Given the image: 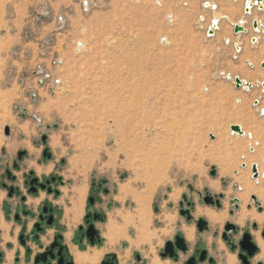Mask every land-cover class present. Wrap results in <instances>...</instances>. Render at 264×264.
Returning <instances> with one entry per match:
<instances>
[{
  "label": "rangeland",
  "instance_id": "1",
  "mask_svg": "<svg viewBox=\"0 0 264 264\" xmlns=\"http://www.w3.org/2000/svg\"><path fill=\"white\" fill-rule=\"evenodd\" d=\"M247 3L0 0L2 242L9 239L10 231L4 224L6 204L15 209L22 203L16 194L9 198V188L32 197L25 175L33 171L40 180L60 178L58 198L47 191L33 197L40 196L34 203L59 201L53 205L59 224L65 218L76 232L89 211L103 215L97 227L104 248H108L105 235L110 220L120 227L126 218L125 234L115 243L118 255L124 258L128 253L126 264L137 252L148 263L153 254L160 259L165 243L184 228H193L190 243L194 245L196 229L180 214L185 197L196 201L195 218L204 217L197 214L198 209L227 213L223 225L211 227L202 238L218 264H222L218 253L222 246L241 264L239 249L232 252L222 240L224 224H236L234 219L243 207L264 212L253 202L252 196L258 197L254 193L247 202L241 200L240 185L244 184L238 179L245 176L247 183L254 181L264 190V162L255 160L264 154V127L259 122L264 117V70L260 67L264 7L258 8L259 3L246 13ZM240 20H246L247 33L235 34ZM255 20L261 22L257 30ZM236 78L252 88L237 89ZM233 125L242 126L245 134L232 132ZM21 152L28 155L19 161ZM15 162L19 169H14ZM252 163L261 167L259 182L253 178ZM158 172L165 179L156 181L154 193L148 194L152 180L146 174L155 177ZM84 182L88 192L82 201L70 193ZM205 190L223 194L222 209L198 205L199 193ZM235 198L240 200L239 208L231 216ZM10 221L14 223L13 217ZM252 223L236 224L241 230L235 235L237 245L247 228L264 240V222L258 224V231ZM216 231L219 237L213 239ZM137 240L139 246L134 247L131 242ZM213 243L217 248H211ZM2 248L8 250L6 245L0 246L1 252Z\"/></svg>",
  "mask_w": 264,
  "mask_h": 264
},
{
  "label": "flooded vegetation",
  "instance_id": "2",
  "mask_svg": "<svg viewBox=\"0 0 264 264\" xmlns=\"http://www.w3.org/2000/svg\"><path fill=\"white\" fill-rule=\"evenodd\" d=\"M21 153H24V155L22 156L21 159H19V156H18L19 161H22L28 155L27 152H21ZM48 153H49V155H46V157L50 158L51 154L49 151H48ZM252 167H253V165H252ZM252 167H251V171H252ZM19 168L20 167H19L18 163L15 162L14 163V169H19ZM252 174H253V172H252ZM253 176H254V174H253ZM8 177L11 178V180H13V181L16 180V178L12 177L11 171H8ZM25 178H27V180L25 181V185L28 188V194L30 196L37 197L39 195L40 191H47L49 196H52V195L56 196L57 195L56 198L59 197V195H58L59 190H58L57 186L59 185L60 178L52 176L49 179L44 178V179L40 180L35 175V173L33 171H31L29 173V175H25ZM34 179H37L38 183L36 185H31V182ZM42 185H45L44 189L41 188ZM33 187L36 188V192H31V189ZM14 194L21 196V202L22 203L18 207H15V209L13 208L12 205L6 204V214H7V218H8L7 220L10 221L13 217V221L16 224L22 226V231L19 235V242H20L21 246L26 251V255H25L24 259H22L20 257V255H16L14 264H22V263L23 264H35L36 257L41 255V254L46 253L48 250H50L51 246L56 242L58 243V246H56V248L53 251V254L55 256V260L50 261L51 264H59L61 257L64 258L63 264H79L77 259H75L74 256L71 254L68 245L65 243L64 232L58 230V232L54 235L52 242L48 246H43V244L40 242L41 236L46 234V232L48 230L57 229V227H59V225H58L59 221L57 220V209H56V207H54L53 204L50 202H45L40 207L39 211L36 213L35 211H32L27 207L26 202H27L28 198L21 192V190L18 188L10 187L9 188V194H8L9 198H12L14 196ZM223 199H224L223 194L213 195L208 190H205L204 194L199 193L198 205L199 206L206 205L208 207H212V208L216 207L217 209H222L223 208ZM235 199H237V198H235ZM235 199L231 200L232 209L229 211L231 216H233L235 214V210H237L239 208L240 200L238 199L239 200L238 203H233ZM93 202H94V200L91 201V203H93ZM196 208H197L196 201L192 198L186 197L185 199H183V202L180 203V214L182 215V217H184L186 219V223L188 226L193 227V225H194V227L196 229V233H195L196 242L192 246L190 241H188L186 239L184 232L178 231L176 233V235L174 236L173 240H168L165 243L163 250L159 253L161 261H170V262H173L174 264H187L191 258H195L197 261V264H218L217 259L212 255V253L208 247V244H209L208 241H205L202 238L203 234L209 233L211 231L212 226L210 225L209 220L205 216L199 217V218L194 217V213L196 212ZM258 209L260 212H262L263 206L261 208L258 207ZM189 217L191 218L190 220L188 219ZM29 219L31 221H34V229L30 233L27 232V222H26ZM200 220H204L207 223V226L203 231H200L198 228ZM103 221L104 220H103L102 214H99L96 212H91V211L88 212V214L86 215V218L84 220V224L79 226L78 230L75 232V236H74V240H73L74 245H76L79 248L80 254L92 253L93 251L89 250V248H91L93 250H95L97 248L98 251L104 249L103 241H102L103 238H102L101 233L97 227V223L103 222ZM228 223H232V222L228 221L224 224V231L221 234L223 242L230 248V250L232 252H236L239 249L238 258H239L241 264H244V262L240 258V256L241 255H247V253H246V251L242 250L241 242L243 241L245 234H247V233L250 234V236L252 237V242L258 248L256 254L253 257H248L249 264H253V260L255 259V257L257 256V254L260 251L259 246L255 240L254 233L249 228L242 231L241 238H240L239 243L237 245V243L235 241V235L239 234L241 232V230L236 224L232 223L233 225L236 226V232H232V231L227 232L226 231V225ZM90 226H94V228L96 230V234L92 238L93 240L87 234ZM251 226L255 231H258V229H259L258 223L254 222V223H252ZM263 233H264V225H263L262 237H263ZM178 234H181V236L185 240V243L188 247L186 252H182L177 248L176 237ZM219 234L220 233L218 231H216L212 235L213 239L218 238ZM225 234H227L229 239L232 241V244L235 247L234 249H232V246L229 244V242L224 239ZM263 239H264V237H263ZM168 242H172V244H173L172 249L174 248L175 253L178 255L177 260L170 258V256H169L170 252H168L167 257H162V255L166 253V244ZM32 243L38 247L39 251H37V252L34 251V249L31 247ZM8 248H11V246H8ZM60 248H62V251H60ZM211 248L212 249L217 248L216 243H213ZM58 253H61V255L58 256ZM101 257L96 264H104V263L105 264H126L124 262H126V259H127V257H125V256H124L125 258L122 259L121 256L118 255L117 252H109V253L104 252V254H102ZM183 257H185V259H183ZM202 258L204 260H201ZM4 262H5V253L0 251V264H4ZM40 264H42V263H40ZM85 264H90V263H85ZM127 264H150V260L148 263V261H146L145 258L140 253L137 252V253H134L132 255V259H130L129 262H127ZM257 264H264V263L262 261H259Z\"/></svg>",
  "mask_w": 264,
  "mask_h": 264
},
{
  "label": "bare ground",
  "instance_id": "3",
  "mask_svg": "<svg viewBox=\"0 0 264 264\" xmlns=\"http://www.w3.org/2000/svg\"><path fill=\"white\" fill-rule=\"evenodd\" d=\"M249 2H250V4L254 7L256 4H257V2L256 3H254V0H249ZM263 7H264V3L263 4H259L258 5V8H262L263 9ZM250 13V12H249ZM245 19V18H244ZM246 20H247V18H246ZM245 20V21H246ZM241 21V20H240ZM239 21V22H240ZM245 21L244 20H242L241 22H240V25H244V23H245ZM255 21H257V22H259L258 24H259V26H261V22L260 21H258V20H255ZM214 23H217V25H218V21H217V19L216 20H214ZM247 26V25H246ZM245 27V26H244ZM255 43V42H254ZM243 82H245V81H243ZM248 83V82H247ZM251 84V83H250ZM244 85H245V83H244ZM243 85V86H244ZM252 85V84H251ZM247 89V88H246ZM238 126H240V125H238ZM241 127V129H242V131H243V128H242V126H240ZM262 127V126H261ZM254 128V127H253ZM255 129V128H254ZM261 129V128H260ZM256 130V129H255ZM261 131V130H260ZM244 132V131H243ZM245 134V133H244ZM240 136H242V135H240ZM236 137H238V136H236ZM252 139H254L253 138V136H252ZM260 141V140H259ZM252 144V143H251ZM261 144V143H260ZM145 150V149H144ZM107 151V150H106ZM253 152H254V150H253ZM153 154V153H152ZM151 156V155H150ZM153 156V155H152ZM154 157V156H153ZM152 157V158H153ZM245 158H246V156H245ZM244 159V158H243ZM247 159V158H246ZM255 160H262V162H264V154H258V155H256L255 156ZM253 164V163H252ZM257 164V163H256ZM156 165V163L155 162H153V161H150V166L153 168L154 166ZM244 166V165H243ZM249 166V165H248ZM155 168V167H154ZM157 168V167H156ZM260 169H261V167H260ZM262 169L264 170V167H262ZM157 171V170H156ZM248 171V170H247ZM75 172V171H74ZM226 172V171H225ZM258 174H260V170H258ZM131 173H132V171H131ZM72 174V173H71ZM82 174V173H81ZM156 175V174H155ZM263 175V174H262ZM75 176V175H74ZM141 176V175H140ZM146 178L147 179H150V181L152 180V182L150 183V188H149V192H148V194H150V193H154L153 191L155 190L154 188H155V182L156 181H158V180H164L165 179V177H164V175L163 174H161V173H157V175L154 177L151 173H147L146 174ZM71 177V176H70ZM76 177H77V175H76ZM244 177L245 176H242V177H239L238 179L240 180L239 181V183L241 184V183H243L244 184V186H242V185H240V187L242 188V189H244V191H242L241 193H240V197H241V200L243 201V202H247L248 201V199H249V194H251V193H254L256 196H258L257 198H259L258 200H260L262 203V206H263V209H264V190H262V189H258L255 185H254V181H253V184H250V183H247V181H245V179H244ZM72 178V177H71ZM82 178V177H81ZM80 177H79V179H81ZM84 178V177H83ZM78 178H77V180H79ZM242 180V181H241ZM89 181V180H88ZM212 181V180H211ZM219 181V180H218ZM256 181H260V179H258V180H256ZM79 182H80V180H79ZM168 182V181H167ZM77 183V182H76ZM87 183H89V182H87ZM82 184V183H81ZM74 185V184H73ZM77 185V188H71V193L70 194H75L77 197H78V199L79 200H82L83 201V199H81L83 196H85L86 195V191H87V185H86V183L84 182V184L82 185V186H79L78 187V185L79 184H76ZM71 186V185H70ZM200 186V185H199ZM208 186H210V184L208 185ZM211 186H212V188H216L217 186H216V184L215 183H213V184H211ZM75 187V186H74ZM201 187V186H200ZM66 188H68V187H66ZM121 190V189H120ZM123 190L125 191H127V189L126 188H123ZM213 190V189H212ZM215 190V189H214ZM63 192H65L64 194H66V193H68V189H65V190H63ZM88 192V191H87ZM69 194V195H70ZM147 194V193H146ZM121 195H122V193H121ZM120 195V196H121ZM73 196V195H72ZM69 199H70V197H69ZM73 200H74V198H73ZM147 200V199H146ZM62 201V200H61ZM85 201V200H84ZM124 201H125V199H124ZM66 202V201H65ZM141 202H144V199H142L141 200ZM145 202H147V201H145ZM74 203H75V200H74ZM61 204H63V203H61ZM245 205H246V203H245ZM66 206H67V204H66ZM70 206V205H69ZM80 207V206H79ZM84 207H85V205H84ZM65 208V207H64ZM71 209H72V207H71ZM75 210V209H74ZM85 210V209H84ZM78 211H79V209H78ZM81 211V210H80ZM77 212V211H76ZM120 213V212H119ZM83 214V213H82ZM114 214V213H113ZM197 214L198 215H203V216H205L208 220H209V222H210V225L212 226V228H215V227H219V226H221V225H223L222 223L227 219V213L226 212H223V211H219V212H214V211H210V210H202V209H198L197 210ZM115 215H116V213H115ZM121 215V214H120ZM65 216V215H64ZM114 216V215H113ZM122 216V215H121ZM72 217V216H71ZM110 217V216H109ZM115 217V216H114ZM229 217V216H228ZM67 218V217H66ZM112 218V217H111ZM135 218V217H134ZM117 219V218H116ZM66 219H64V221H65ZM70 220V219H69ZM115 220V219H114ZM166 220H167V218H166ZM67 221V220H66ZM65 221V222H66ZM71 221H72V219H71ZM146 221V220H145ZM246 221H254V222H257L259 225H262L263 224V222H264V212H262L261 214L260 213H257L256 211H249V210H246V208L245 207H243L241 210H240V213L237 215V217L234 219V222L236 223V224H238V225H244L245 224V222ZM109 222V221H108ZM124 224H123V226L121 227H117V226H115L116 224H114V222L112 221V220H110V222H109V224H108V227H107V232H106V235H105V237H106V239H107V241H108V244H107V249L106 248H104L103 250H100V251H98L97 250V248L95 249V250H93V252L92 253H86V254H77L76 255V259H77V261H78V263L79 264H85V263H91V264H96L98 261H99V259H100V257L102 256V254L104 253V252H106V250H114L115 251V249H116V244L115 243H117L118 242V240L119 239H121L123 236H124V234H125V229H126V227H127V225L129 224V221L125 218V220H124ZM66 224H68V223H66ZM77 225V224H76ZM73 226V225H72ZM72 226H71V228H72ZM4 227V226H3ZM4 229V228H3ZM73 229V228H72ZM149 229V228H148ZM183 232H184V234H185V236H186V239L188 240V241H193V239H194V230H193V228H184L183 229ZM68 234V233H67ZM151 236V235H150ZM145 238V233H143V232H141V236H140V239H141V241L143 240H145L144 239ZM136 239V238H135ZM150 240V239H149ZM255 240H256V242H257V244H258V246H259V253L257 254V256L255 257V261H264V240H262L261 239V236H260V234L259 233H256L255 234ZM149 242V241H148ZM192 243V242H191ZM118 244V243H117ZM119 244H120V242H119ZM130 244V243H129ZM131 244L134 246V247H138L139 246V240H137V241H134V242H131ZM147 245V244H146ZM142 246V245H141ZM149 247V246H148ZM115 248V249H114ZM131 249H133V248H131ZM92 250V249H91ZM88 252V251H87ZM90 252V251H89ZM219 253V258H223L221 261H222V264H239V262L237 261V258H236V255H234V254H232V253H229L225 248H224V246H222L221 247V249H220V251L218 252ZM127 254V253H126ZM9 255H10V253H9ZM8 257V256H7ZM9 258H11V257H9ZM13 258V257H12ZM129 258V257H128ZM220 260V259H219ZM8 261V260H7ZM11 262V261H10ZM150 264H174L173 262H170V261H161L158 257H156L154 254H153V256L151 257V259H150Z\"/></svg>",
  "mask_w": 264,
  "mask_h": 264
},
{
  "label": "water",
  "instance_id": "4",
  "mask_svg": "<svg viewBox=\"0 0 264 264\" xmlns=\"http://www.w3.org/2000/svg\"><path fill=\"white\" fill-rule=\"evenodd\" d=\"M259 3L263 4L264 0H257V4H259ZM252 8H253V6L250 4V2L248 0V3L246 4V9H245L246 13H249ZM258 26H259L258 22L255 21L254 24H253L254 29L257 30ZM234 32L236 34L247 33V29L244 28L242 25H235L234 26ZM253 42H256V39H254ZM262 68L264 69V64L262 65ZM244 83H245V86H246L247 89L252 87L251 84H249L247 82H243L239 78H236V80H235V84H236V88L237 89H239L242 85H244ZM231 130H232V132H235L238 135H244V132L242 131L241 127L238 126V125H233L231 127ZM5 134L7 136L10 134V128L7 127L5 129ZM23 155H24V153H20L19 154V159H21ZM45 155H49L48 150L45 152ZM252 172L254 174V178H257L258 177V173H259L257 165H253ZM215 173H216V171H213L212 175H215ZM37 183H38V180L34 179L31 182V185H36ZM41 188L44 189L45 185H42ZM31 192H36V188L33 187L31 189ZM252 200L259 208L262 207L261 203L257 201V198L255 196H252ZM238 202H239V200L235 199L233 203H238ZM188 219L190 220L191 218L189 217ZM206 226H207V223L204 220H200L199 221L198 228H199L200 231H203L206 228ZM226 231L227 232H231V231L232 232H236V226L233 225L232 223H228L226 225ZM87 234H88V236L91 237V239L94 237V235L96 234V230H95L94 226H90L89 227ZM263 237H264V233H263ZM224 239L229 242V244L232 246V249L235 248L233 246V244H232V241L229 239L227 234L224 235ZM176 241H177V248L180 251H182V252H186L188 247H187V245L185 243L184 238L181 236V234L177 235ZM56 246H58L57 242L54 243L51 246L50 250H48L46 253L37 256L36 259H35V264H40V263H42V264H51L50 261L55 260V256L53 254V251L56 248ZM172 246H173L172 242H168L166 244V253L163 254L162 257H167L168 252H170L169 256H170L171 259H174V260L178 259V255L175 253L174 248L172 249ZM241 248H242L243 251H246L247 255H241L240 258L243 260L244 264H249L248 257H253L256 254L257 250H258V248L252 242V237L250 236V234H248V233L245 234V236L243 238V241L241 242ZM60 251H62V248H60ZM59 255H61V253H58V256ZM201 260H204V259L202 258ZM63 263H64V258L61 257V259L59 261V264H63ZM187 264H197V261H196L195 258H191Z\"/></svg>",
  "mask_w": 264,
  "mask_h": 264
},
{
  "label": "crops",
  "instance_id": "5",
  "mask_svg": "<svg viewBox=\"0 0 264 264\" xmlns=\"http://www.w3.org/2000/svg\"><path fill=\"white\" fill-rule=\"evenodd\" d=\"M235 33V32H234ZM236 34V33H235ZM264 63H261V65H260V67H261V69H263L262 68V65H263ZM264 70V69H263ZM263 104H264V100H263ZM259 122H260V126H262V127H264V117L263 118H260V120H259ZM253 165H257V167H258V170H260V168H259V165L258 164H253ZM38 198H40V196L38 197ZM38 198H33V197H30V198H28L27 199V202H26V204H27V207L29 208H32V211H36V212H38L39 211V209H40V207L45 203H42V201H44V200H42L41 202H39V203H34V201L35 200H37ZM50 198V197H49ZM48 201H51V198L50 199H48ZM59 204V201H53V205L54 206H56V205H58ZM64 219L65 218H62L61 219V221H60V226L59 227H57V229H51V230H48L47 232H46V234H44L43 236H41V243L43 244V246H48L51 242H52V240H53V238H54V235L58 232V230H60V231H62V232H64V237H65V243L68 245V247H69V249H70V252H71V254L74 256V258L76 259V255L77 254H79L80 252H79V248L76 246V245H74V243H73V240H74V236H75V232H74V230L72 231L71 229H70V225H69V223H68V221H64ZM3 221L2 220H0V227H1V223H2ZM27 222V232L28 233H30L33 229H34V221H30V219L29 220H27L26 221ZM66 223H68V224H66ZM4 224L6 225V226H8L9 227V239L5 242V243H3L4 242V238H0V246L1 245H6V246H11V248H7L8 250L7 251H3V249L4 248H2V252H4L5 253V262H4V264H14L15 263V261H14V255L16 256V255H20V257L22 258V259H24L25 258V255H26V251H25V249L21 246V244H20V242H19V235H20V233H21V231H22V226H20V225H18V224H16L15 222L13 223V222H11V221H5L4 222ZM18 231V232H17ZM11 233V234H10ZM16 233H17V235H16ZM68 233V234H67ZM3 241V242H2ZM15 243H17L18 244V247L15 245ZM13 245V246H12ZM31 247L34 249V251L35 252H37V251H39L38 250V247L35 245V244H31ZM11 249H14L15 251H14V253L12 252V250ZM91 249V248H90ZM93 251V250H92ZM111 252H115L116 251V249H115V251H112V250H110ZM9 253H10V255H9ZM11 253L12 254H14L13 255V260H12V257H11ZM109 253V252H108ZM127 253V252H126ZM128 254V253H127ZM127 254H125V255H123V257L125 256V257H127ZM8 256V257H7ZM9 257H11V258H9ZM124 257V258H125ZM122 258V257H121ZM124 258H122V259H124ZM8 260V261H7ZM11 261V262H10ZM23 264V263H22ZM91 264V263H90Z\"/></svg>",
  "mask_w": 264,
  "mask_h": 264
},
{
  "label": "built area",
  "instance_id": "6",
  "mask_svg": "<svg viewBox=\"0 0 264 264\" xmlns=\"http://www.w3.org/2000/svg\"><path fill=\"white\" fill-rule=\"evenodd\" d=\"M217 23H214L213 22V28L214 29H217ZM212 31V30H211ZM211 33H214V32H211ZM237 50L239 51L240 49H239V47H237ZM244 87L246 88V86L244 85ZM252 88V87H251ZM251 88H249V89H251ZM263 88H264V84H263ZM252 148V147H251ZM251 150H254V148H252ZM246 166V165H245ZM253 178H254V176H253ZM255 180H258V179H260V174H258V177L257 178H254Z\"/></svg>",
  "mask_w": 264,
  "mask_h": 264
}]
</instances>
